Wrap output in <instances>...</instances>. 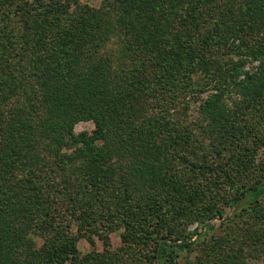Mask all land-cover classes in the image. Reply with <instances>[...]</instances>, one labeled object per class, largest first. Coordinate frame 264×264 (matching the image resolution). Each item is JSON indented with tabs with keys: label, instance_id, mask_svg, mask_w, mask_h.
Instances as JSON below:
<instances>
[{
	"label": "trees",
	"instance_id": "16d2710c",
	"mask_svg": "<svg viewBox=\"0 0 264 264\" xmlns=\"http://www.w3.org/2000/svg\"><path fill=\"white\" fill-rule=\"evenodd\" d=\"M7 1L13 10L5 7ZM197 3L190 0L183 10L175 0H114L99 8L78 4L69 12L59 0L17 5L0 0V23L5 24L0 32V264H15L14 256L27 250L25 228L54 238L55 253L39 256L43 264H63V251L74 257L70 226L58 221L65 214L84 230L112 231L114 226L103 220L100 228L95 226L102 214L94 211L93 188L128 183L138 188L140 183L149 189L165 180L174 184L173 177L163 180L167 166L154 163L168 123L163 103L197 92L191 75L199 72L211 84L218 83L217 95L204 107L219 104L228 78L239 75L241 68H226L210 50L232 47L235 33L249 24L250 16L254 23L264 14V0H252L244 12L228 8L199 33L206 22L199 17ZM6 13L11 17H2ZM13 18L19 26L10 32L7 26ZM113 39L116 49L106 51ZM251 53L259 66L249 78H258L263 87L264 45L253 47ZM236 88L240 92L249 86L243 82ZM84 120L95 122L94 131L75 134L74 125ZM112 157L130 160L116 167L130 169L129 178H115ZM263 192L264 181L242 191L239 198L254 199ZM124 193L129 202L133 194ZM150 195L145 189L139 192L136 200L145 198L147 210L124 224L139 242L140 233L147 238L157 230L171 231L166 207ZM183 201L181 196L173 204L182 208ZM95 215L99 218L87 222ZM205 227L212 228L209 223ZM161 239L152 256L154 264L174 263L177 251L192 244Z\"/></svg>",
	"mask_w": 264,
	"mask_h": 264
},
{
	"label": "rangeland",
	"instance_id": "374dc122",
	"mask_svg": "<svg viewBox=\"0 0 264 264\" xmlns=\"http://www.w3.org/2000/svg\"><path fill=\"white\" fill-rule=\"evenodd\" d=\"M24 1L32 0H12V3L17 5ZM59 1L63 5L61 8L69 12L79 8L78 4L80 7L99 8L106 1L114 2ZM175 1L185 10L190 0ZM195 1L198 2L196 8L200 12L199 17L206 22L197 30L203 33L206 31L204 26L215 24L228 8L235 7L244 12L252 0ZM8 4L7 1L6 8H9ZM11 9L14 6L8 10ZM2 17L11 16L7 17L6 13ZM11 22L7 30L14 32L12 29L19 26L17 18ZM248 22L242 31H237V35L235 33L232 47L210 50L215 60L226 68H241L239 75L228 78L227 90L217 100L219 104L209 109L204 107L213 94L217 95L215 85L218 83L211 84V80L199 72L191 75L197 92L173 100L168 98L163 103L166 106L167 129L158 143V154L153 159L157 165L167 166L163 180L173 177L174 184L165 180L163 184L159 182V186L149 189L140 183L138 188H133L128 183L122 187L118 184L119 188L101 186L90 190V196L97 198L94 211L102 214V219L95 220V226L100 228L99 222L103 220L104 224L113 225L114 229L94 233L91 229L79 228V222L66 214V217H59V222L69 224V236L77 250L74 257L63 251L60 257L65 258L63 264H154L152 256L156 254L158 238H167L171 243L192 242L189 247L177 251L174 263L162 260L159 264H264V192L257 198L252 196L254 199L249 195L244 199L239 198L242 191L264 181V86H259L262 82L258 78H249L258 72L259 62L251 50L264 45V14L254 23H251L250 16ZM3 25L4 22L0 23V32ZM116 47L117 42L113 39L106 51H114ZM243 82L249 88L239 92L236 87ZM252 87L259 95H254ZM94 129V121L84 120L77 122L73 131L75 134H90ZM129 161L126 157H112L111 163L117 173L115 178L119 181L123 176L129 178L130 169L116 167L119 164L126 166ZM56 179L59 180V175ZM143 189L151 194V198L158 200V204L166 207L171 231L156 229L159 233L147 238L140 233L136 236L141 238L139 242L133 238L135 235L127 233L124 224L134 220L137 214H145L142 210H147L146 199L136 200ZM81 192L87 193L86 190ZM124 192L133 194L129 202L125 200L128 197ZM181 196L184 198L180 203L182 208L176 207ZM138 203L145 209L139 208ZM97 217L87 218V222L93 223V218ZM35 223L40 224V220ZM206 223L211 224L212 228H206ZM196 230L198 233L194 234ZM24 233L29 245L25 252L14 256L15 264H43L40 255L46 251L55 253L54 238L43 230L25 228Z\"/></svg>",
	"mask_w": 264,
	"mask_h": 264
}]
</instances>
